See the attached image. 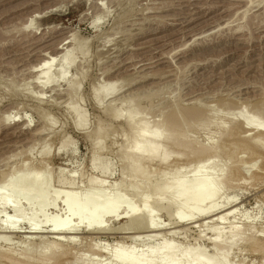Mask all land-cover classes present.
I'll return each mask as SVG.
<instances>
[{"label": "rangeland", "instance_id": "obj_1", "mask_svg": "<svg viewBox=\"0 0 264 264\" xmlns=\"http://www.w3.org/2000/svg\"><path fill=\"white\" fill-rule=\"evenodd\" d=\"M21 28L27 29L23 30ZM72 36L76 40V48L80 49L78 51L75 50V52H73L71 60L66 61V63L63 64V67L57 65L56 68H54L56 69V72L58 71L57 73L59 76V72L63 71L64 73V75L61 73V78H58V84H56L58 87L61 88H58L56 86L54 88L56 89V93H54V91H50V89H47L46 92L44 90V93L41 92L43 93V95L40 93L39 97L37 94V91L39 90L34 89V86L30 83L31 80H28L30 78L28 76L27 69H30L32 65L34 66L35 62L37 63V61L40 59V54L45 52H52L56 48V46L61 45L60 41H62L64 37H66L64 39H67L69 37L72 38ZM149 61L153 64H144L149 63ZM140 66L143 68L145 66V68H140ZM106 69L107 71L113 69V72H115V74L112 72V76L110 72V75L109 73L106 75ZM146 75L149 77H147ZM164 75L165 77H169L165 78ZM114 76L116 78H114ZM111 80L114 84H116V87L114 86L115 88L122 87L124 88L123 91L121 90L120 93H116L117 95L115 94V98L113 99H109V97L106 98V100L103 97H97L95 95L96 93L94 92V89L98 87L100 88L102 86L100 84H103L104 86L106 84H104L105 81L109 83L111 82ZM27 82L29 83V85ZM130 83L132 84L130 85ZM69 84L80 85L78 86V88L80 89L79 91L77 90L78 92L76 93V97L78 105L77 108L80 110L78 111V115L81 114V119H79L80 117H78V115H75V117L74 114H71V112L69 111L70 105H66V102L68 103L70 96L68 97V95H66L67 98L65 96L66 99L64 98L63 100L57 98L58 92L61 93L62 90H64V93H67ZM109 84L107 85L108 87ZM146 91H148L149 93ZM29 92H31L32 95ZM49 92L53 93L51 94ZM101 93L103 94V92ZM141 95H143L144 98ZM96 97L98 99L102 98V101L98 100ZM122 98H131L134 100H132V104L130 102L131 106L129 105L132 112H134V108L137 109L138 106L145 108V110L143 111L145 113L140 116L145 122L148 121L150 123V121L153 122L156 120L155 122H153L155 124V127L157 126V121H159V116H161V120L164 116L169 118L175 115L173 113L179 115V111L185 108L190 109L191 105H194V110H201V112L204 111L206 114L205 118L203 117L201 119L202 122L198 120L197 123H190L187 125V127L184 123V126L186 127L184 128V137H186V139L184 137L179 138V136L177 135L175 136V134H173L167 127H163L164 129L159 128L160 130L167 131L166 134L163 132L165 134L164 136L166 137L168 133L174 135V137H172V141L168 139L169 144L171 143L173 146H171V144L167 145L168 142H163V138L157 141L155 134L158 128L155 129V127H152L154 125L153 123H151L152 126L150 125L151 128L149 127V136H146L147 145L144 144V152L150 150L151 147L156 145L154 144V141H156V143L158 142L157 146H159L160 148L163 146L162 154V150L160 148V150L158 149L159 152H157V154L159 155V157L163 155V157H165L166 155L167 157H170L173 152H176L175 154H179L180 156H182L184 154H182L183 152L180 154L181 149L182 147H186L188 149L185 150L186 148H183V150L187 151L186 153L184 151V153L189 154L187 155V157L189 156V159L187 158L188 160L186 159L185 162L184 156L183 158L180 157V159H178V157H176L177 155L175 156L173 153V157L166 158L168 160L167 163L170 161H173L174 163L176 160L179 161V164L174 163V165L172 162H170V164H173H168L170 165V168L172 167L171 169L169 168L166 171L161 169L162 171H158V173H156L155 171L152 172L151 170L153 168H156L154 164H157L158 160H160L157 157L158 160H155V163L153 162V164H149V166L151 165L153 167L150 168L148 165H145L147 169H144L143 167L139 170V172L141 171L139 173L140 176H137V178L139 179H135V181L132 180L133 185L135 184L139 186L134 187L131 184L132 181H130V184H128L129 182L126 184L129 187L126 185L121 186L123 180L122 178H125L126 176H129V174H131V162L133 163L134 161L132 160L130 163H128L130 167L129 168L128 164H125V162L121 160L123 156H121L120 151H123L124 146L126 148L128 143L131 144L134 141L139 140V138L141 137L139 134L140 137L137 138L138 135L134 134L136 136L135 138L133 137L134 140L132 138H129L132 137L128 135L129 129L131 128L132 124H135L136 122L134 123L133 121H131V116L127 114L130 108L125 106L126 103H122ZM135 99L137 100L135 101ZM111 100L114 101L115 105ZM63 101H65L64 104L62 103ZM108 101L110 103L112 102L113 104L111 105V109L110 103ZM261 102L264 103V0H0V172H4L5 174H9L10 172H12L11 176H13V170L15 167L19 168V165L22 167L21 164L25 162V166L23 164L22 169L25 170L27 168L26 161H30V163H27V166L32 163V167L30 166L28 169H34L36 168V166L37 168H39L40 165L38 164L42 163L40 162V160L42 161L44 159L43 161H45L46 159L47 161L49 158H51L47 162L45 161L47 167L44 163L43 165H41V167L45 165L42 168L46 170L49 167L51 169H47L45 173L43 170V173L44 177L47 176L49 178L50 181L48 180V185L52 188V191L49 190L50 187H47L46 183L42 184L44 186L42 187L43 189H41L47 192L45 189L47 188L48 192L50 193V196H48L49 200L47 199L45 201L46 203L49 202L48 209L50 210L44 208L46 210L45 213H47V215L50 214V216L57 215L56 217L58 218V221L60 219H66L64 217L68 218L71 213L70 211L66 212V208H64V205L66 203H62L63 201L60 202L63 199L62 197H60L61 200L60 198L59 200H56L55 204L57 206L53 204V206H55L56 208L58 207L56 211L53 210L55 209L53 206H51L52 208H50V205H52L51 202L54 200L51 199L54 197L51 196L53 194L54 189H65L67 190V192L68 190L73 191L75 189H79L78 191L82 190V192L85 190H90L92 191V193L87 194L88 200H97L98 198L101 199L102 197L107 198L105 199L107 201L111 200L112 197H115L114 193L118 194L119 192L121 195L119 194L120 197L119 195L117 196L120 198V201L123 200L124 203V207L122 206L120 208L121 211L119 210L118 212V215L120 216V218L122 217V219L116 218L115 216L95 217V220L96 218L97 221H100L101 219L103 223H108L107 225H109V227L112 226L113 231L111 228L108 229L110 230L109 233L108 231H105L107 233H99L94 230L97 235H101H98L97 237V235L93 233V230V232L91 230V232L89 231L91 233L90 234L87 232L88 230L84 228L87 226H82L81 230H79L76 235L79 234L77 235L78 238H87L89 236L90 238H93L96 243L100 242L101 244L99 243V247L97 246L99 249H96L97 247L95 248L99 252L97 254V251L94 250V252H96L97 254L96 256V254L91 251L93 252L91 253L93 256L89 254L91 256L88 257L87 255H85V251L83 252V257L81 258L82 251H77L73 253L74 257H71L73 258L70 259V261L72 260L71 262H75V260L77 259H81L80 261H82L83 259L84 262V259L87 256V258L97 257L98 259L95 258L96 260H100V258L102 257L104 259L101 261L107 264V261L113 260V258L115 257L114 254L116 255L119 250L120 252L125 251L124 254L123 252L122 254L126 255V253H128L131 248H136L137 250L142 249L144 251H146V247L149 248L152 246H158L157 248H159V246H162L161 241L163 239H166L167 242L173 241V244H178V249H180L179 246L182 244L183 245L180 246L181 248L192 247L196 244L194 246V249L196 246L199 247V249L202 247L201 249H205V251H207V254H214L213 256H216V250L212 246L213 243L211 239L213 240L215 236H221L222 238L220 237V239L223 240H225L228 236V239L231 235V232H233L232 228L240 226L242 229L239 227V236L236 238V240L239 241L232 248V253L230 252L229 257L226 258L227 260L224 261L223 264H225L227 261L228 262L226 264H264V253H262L263 251L257 250L256 248L252 247V245L250 246L246 244L249 232L251 234V231L254 232L253 230L255 229V233L257 231L258 235L260 234L259 236L264 237V182L262 184H259L261 183V180L264 181V178L261 177L264 175V160L260 158L256 159L258 158L257 155L250 157L247 154L243 155L244 153H239V155H237V158L245 159L244 161L248 163L247 165L241 166L242 170L240 169L243 174L242 179L245 180V183L243 182V180L235 182L234 188L231 189H227L226 187L220 186L219 180H217L216 177L220 176V168L223 167L222 171L227 170L228 168H230V165L233 164L232 161H235V159L229 162L224 159V156L222 157V155H219L210 160V163H207L206 165V162L204 161H208V159L204 160V158L200 159L201 161H204L200 162L199 164L190 163L192 166L188 165L189 160H193L194 153L197 151L196 150L194 152L193 150L196 147H198L199 149L204 143V146L206 147H208L209 145L214 147L216 145L215 147L219 148L222 145H228L229 141L230 143L231 141H234L235 144V141H238V138H242L244 137V135L246 136V134L247 138L244 137L243 140L247 139L250 141L251 136L253 139V137L255 138L256 135H259L256 134L257 131L263 133L264 130L260 129H257L256 131L254 130V132L252 130H248L250 127L246 124L247 122L249 124H252L253 122H255V119H257L256 121H258L259 117L256 118L257 116H255V114L257 115V111L255 113L252 112L257 110V106ZM262 103V106L259 105V108L264 107V104ZM65 105L69 108H67ZM108 106L110 111H107L106 109V107ZM235 108H239L243 111H239V109ZM259 108L258 116H260L264 112L261 111V108V110H259ZM236 110H238L237 113H235ZM259 111H261V114L259 113ZM106 112L108 113L105 114ZM42 114L45 116L42 117ZM46 114L49 119L46 117ZM112 114H114L115 116ZM167 114L170 116L168 117ZM253 114L255 117L253 116ZM113 116L117 118L113 119ZM140 116H136L138 117V121L139 118H141ZM179 116H177L178 120H180ZM263 116L262 118L260 116L262 121L261 119H259V121L263 122L262 126L264 125ZM45 118L48 119V122ZM77 118L80 120L82 124L80 125L82 126V128L80 125L77 124L79 123V121L76 120ZM45 120L46 122H44ZM148 122L147 124H149ZM238 125H240L241 127ZM259 125L260 123L257 126ZM234 126L235 128H233ZM99 128H106L105 131H103L104 137L102 135L100 139L101 141L99 143H93L95 139L93 137H95V134ZM236 128L242 129H240L238 132V129L236 130ZM42 129L43 135H41V137L35 136V132H40V130ZM232 129L235 130V132L232 131ZM224 132H227L228 134L226 133V135H223ZM235 134H237V136H235ZM248 134L251 136H249ZM223 136H225V138ZM226 136L232 138H227ZM170 137L171 136L169 134L168 138ZM262 138H264V136ZM41 140L43 141L41 142ZM143 140L145 139L143 138ZM175 140L176 142H173ZM186 140L191 143V145L187 144L188 142ZM159 141H162L163 145L162 143L160 144ZM195 141H197L196 143H200L202 145L199 147L197 144L195 147ZM207 142H209L210 144H207ZM173 143H176L177 145H174ZM179 143L182 145H180ZM232 143L231 146H233ZM262 143L264 144V139L258 144L261 145ZM164 144L166 145V147H164ZM185 144L187 146H184ZM94 145L98 147L103 146L105 149L102 148L104 150H102V152L98 155L97 151L99 150H97L98 148ZM43 147H45V149ZM101 147H99V149ZM164 149L168 151L165 152V154L164 151L166 150ZM177 149L178 151H176ZM40 150H43L42 154ZM190 150L194 153H191ZM43 153L45 155L41 156L43 155ZM168 153L170 155H168ZM190 153L193 154L192 157H190ZM47 154H49V156ZM45 156L47 157L43 158ZM192 160H190V162ZM193 162L196 161L194 160ZM184 164L187 166H185ZM201 166L203 167V171L201 172L202 178L208 176L209 174L213 175V172L211 170H213L214 172L220 170V173H216L217 176H215L214 173L215 178L212 179L211 184L208 185L206 191H204L203 193L215 195L216 197L213 201L216 203V205H218L219 203H223L226 206L225 209L228 207L225 212L228 211L229 208L231 209L232 207H234L237 210L236 213L234 215L226 217V220L224 219L220 222H210L211 220H209L203 226V229H201V227L198 230L196 228H192L193 225L191 224L194 221L196 222L197 219H194V221L191 220V223L189 222L190 224L188 222H186L185 224L184 221H172L174 212L180 208L187 207V205H189L193 200L189 201V203V199H186L185 195L180 196L179 194L180 198L177 197L176 194L178 193V191L175 192L174 190H172L169 192V194H166L164 192L167 195V199H170V201L171 199H174L175 201H172L171 205L169 204V207L167 205V208L165 209L166 211L163 210L160 215L158 214L159 216L157 215V220H159L157 221V223L159 225L161 223H165V225L162 224V227L161 225L160 227H166H164L163 229L165 233L163 231L161 232V235H163V237L160 235L162 237V240L161 238H154L153 240H150V242L146 241L149 240L148 238H146V242H144V239H142L143 241L131 240V238L133 239V237H131L133 235V232H135V237H138L141 234L142 236L140 235L141 237L139 236V238H144L143 234L145 232L147 235L148 230H145L144 226L142 225L144 228V230L142 231L144 232L142 233L141 231L139 233L138 231L142 229V226H140L139 229L137 228L138 230L136 231L133 227L131 228L129 226L130 224H126L127 219H125L124 215L128 209L125 208V206L127 207L129 204L137 212L140 210H144L143 208L145 206L143 205L145 203L142 202V199L146 197L147 194H150V191L151 193L157 195H155L157 198V202H154V204H164L163 201H165L166 196L164 195L163 199L162 195L164 193L163 191L161 192L159 188L167 186V184L165 185L164 183H169L170 180H174L176 175L178 176L179 173H185L183 174L184 179L181 182V186H179L181 187V189L188 187V184L189 186L191 184L193 185V183H195V181L193 180V174L195 173V170ZM148 167L151 170L148 169ZM182 167L189 168L183 169ZM225 167L228 168L226 169ZM256 168H260L259 170L261 171L260 179H256L257 182L259 181V183L255 182V179L253 181L250 180L252 178H249L251 176H249V174L257 172ZM127 169L129 171H127ZM142 169L144 171H142ZM18 172H15V174L21 173V170L19 173ZM46 172H48V174ZM145 172L147 174L152 175L151 177L150 175H147V179L149 182H147L145 178ZM159 172L162 174H160ZM23 173L24 172H22V174ZM152 173H155V176ZM72 174H74L76 177H73L70 181V177L72 176ZM52 176H54V178ZM143 176L145 178L146 185L145 181L142 180L144 179ZM148 176L150 177V180ZM137 180L141 185L139 183H134ZM140 181H143L144 185ZM70 182H73L74 184ZM246 183L248 184L247 186ZM40 186L41 185H39V187ZM70 186H73V188ZM154 187L156 188V190ZM37 189L39 190V188ZM38 190H35L37 193L35 194L36 197L32 196V207L28 206L30 212L27 209H24L25 212L28 211L26 214L24 213V215L27 217H30V214L35 212L34 209L37 210V207L35 206L34 202L37 198ZM16 192H25V189H23V187H18L16 189ZM40 192L41 190H39V193ZM98 193H102V196L99 195V197ZM105 193L109 194V197L112 195V197L108 199V197L104 195ZM174 193H176V197L173 195ZM172 196H174L175 198H172ZM121 197L127 201V205L124 202V199H122ZM231 197L233 199L238 198L239 200L236 199L235 201V199L233 200ZM18 198L19 196L16 199ZM158 198L162 199L158 200ZM21 199L23 198L20 197V201H17H19L20 204L22 203L21 205L23 210V208L27 206L28 202L26 204L25 200L23 199L22 201ZM200 199L201 197L197 198L196 201H199ZM227 199L229 202L227 201ZM82 200L84 199H80L79 204L77 205L78 207L84 206V204H86V200ZM12 201H14L13 203H15V198ZM237 202H241L240 205ZM33 204L36 208H33ZM45 204L44 202H42V205H44V207ZM219 206L221 205L219 204ZM176 207H178V209ZM149 208L151 209L150 206H148V208L146 209H148L149 211ZM62 209L64 210V212L62 211ZM47 210L49 211V214ZM167 211H169L170 213L172 212L173 214H169ZM8 212L11 213V210H8ZM225 212H222L221 215ZM65 213H68L69 215H65ZM85 215L86 214H84V216L80 218V221L85 220ZM170 215H172L171 218L169 217ZM115 219H117V221ZM109 220L110 222H108ZM168 222L171 224H169ZM172 222L174 224H172ZM175 222L179 225L180 228L178 227V225L175 224ZM199 223L200 222H198V224ZM124 224L125 227H128L127 229L129 230H125L126 232H123L121 230V232L118 231V228L121 229V226H124ZM217 225L219 228L216 227ZM231 225H233V227ZM20 226L24 227V229L28 231L27 228H29V225L27 226L26 223H22ZM51 226V223H48L46 226L44 225V231L46 232L48 229L51 228ZM176 226L178 227V229H181V231L178 230ZM205 226L208 229H206ZM210 226L213 227V230L218 231H212L213 233H210L212 229ZM246 226L249 228H246ZM171 227H173L174 229L176 227L178 232L174 231V229ZM214 227L217 229H214ZM43 228L41 231H43ZM170 228L173 230H168ZM82 229H84L85 231H82ZM114 230L115 232L117 231L119 233L123 232L124 235H122L123 233L116 234ZM130 230L133 231L131 233L132 235L129 232ZM219 230L221 232H219ZM166 231H173L176 233V235L175 233H168V235ZM196 231H200V233L203 232L204 236L203 234H198V232ZM259 231H263V235H261ZM79 232H82V234L84 235ZM218 232L219 234H221L219 235ZM126 233H128L127 236L129 235L131 238L127 237ZM138 233L139 235H137ZM216 233L218 235H216ZM85 234L87 237H85ZM173 235L174 237H172ZM182 235L186 237L183 238ZM199 235H201V239L199 238ZM44 236L49 237L47 236V234H44L41 237ZM23 237V235H20L18 239H15V237H13V242H9L11 245L13 244L12 246H9V244H6L5 246L4 244L3 247H1L2 245L0 244V250H6V247H9L16 253L20 251L19 253L22 252V254H24V251H27V249L30 250L31 247L29 248L22 243V241H24ZM195 238L200 241H194ZM131 241H133L134 244L135 242L137 243L139 241H142V243L144 242V245L142 243H137L136 246L138 247L139 244V246H141L140 249L135 247V245ZM19 242L21 245L23 244L25 248L24 246H21ZM114 242L115 244L117 243L116 249L119 248L118 250L113 249L116 246L113 245ZM119 242H122V245L124 244L123 246L125 250L124 248L122 249V245L118 244ZM163 242L164 240L162 241V243ZM129 244H131L132 246H130ZM141 244L143 245V247ZM147 244L151 246H146ZM126 245L130 250L126 247ZM104 246L108 247V249H103ZM144 246L146 247L144 248ZM252 250H254V252H252ZM76 253H79L81 255H76ZM86 254L88 253L86 252ZM107 254L108 257H104ZM98 255L101 256L98 257ZM218 256L220 255L218 254L216 256L219 261L223 260L221 256L220 258ZM109 257L111 258L109 259ZM93 258L91 259L93 263L89 259H87L89 261V264L95 263V259ZM86 259L85 261H87ZM85 264L88 263L86 262Z\"/></svg>", "mask_w": 264, "mask_h": 264}, {"label": "bare ground", "instance_id": "obj_2", "mask_svg": "<svg viewBox=\"0 0 264 264\" xmlns=\"http://www.w3.org/2000/svg\"><path fill=\"white\" fill-rule=\"evenodd\" d=\"M28 25V24H27ZM23 27H24V25H23ZM25 27H26V25H25ZM28 28V27H27ZM26 28V29H27ZM21 29H23V30H26V29H24V28H21ZM66 31V30H65ZM72 34V33H71ZM70 34V35H71ZM61 38V37H60ZM64 38H66V37H64ZM63 38V39H64ZM73 39V40H70V39ZM69 38H67V39H62V41H60L61 42V45L60 46H56V48L52 51V52H50V53H47V52H45V53H42V54H40L39 56H40V59L37 61V63L35 62V65L33 66H31L30 67V69H27L28 70V76H29V78L30 79H28V80H31L30 81V83L34 86V89H36V90H39V91H37V94H38V96L40 97V93L41 92H43L44 90H45V92H46V90L47 89H50V91H54V93H56L55 91H56V89H54L57 85L56 84H58V80L61 78L60 76H61V73L64 75V73H63V71L62 72H59L60 73V76L58 75V71L56 72L55 70L56 69H54V68H56V66L57 65H59L60 67H63V64L64 63H66V61H70L71 60V57H72V55H73V52H75V50H79V49H77L76 48V44H75V42H76V40H75V38L72 36V38L71 37H69ZM59 43V42H58ZM57 43V44H58ZM79 47V46H78ZM86 52V51H85ZM87 53V52H86ZM87 56V55H86ZM130 59V58H129ZM122 63V62H121ZM120 63V64H121ZM145 65H148V64H153V63H151L150 61H149V63H144ZM119 66V65H118ZM132 66V65H131ZM137 66V65H136ZM143 66V65H142ZM126 67V66H125ZM133 67V66H132ZM115 68V67H114ZM140 68H143V67H141L140 66ZM144 68H145V66H144ZM143 68V69H144ZM54 69V70H53ZM109 69V68H108ZM126 69V68H125ZM24 70V69H23ZM61 70V69H60ZM127 70V69H126ZM56 73H55V72ZM114 70L113 69H110V70H108L107 71V69H106V75L109 73V75H110V72H111V75L114 73L115 74V72H113ZM125 71V70H124ZM113 72V73H112ZM118 72V71H117ZM120 72V71H119ZM103 74H105V73H103ZM120 74V73H119ZM168 74V73H167ZM166 74V75H167ZM108 75V76H109ZM145 75V74H144ZM113 76V75H112ZM147 76V75H146ZM60 77V78H59ZM111 77V76H110ZM109 77V78H110ZM147 77H149V76H147ZM151 77V76H150ZM164 77H165V75H164ZM166 77H169V76H166ZM165 77V78H166ZM59 78V79H58ZM114 78H116L115 76H114ZM142 78H143V76H142ZM146 78V77H145ZM162 78H163V76H162ZM115 80V79H114ZM137 80V79H136ZM143 80V79H142ZM111 82H112V80H111ZM111 82H109V83H107L106 81L104 82V84L106 85H104L103 86V84H100V85H102L100 88L98 87V88H95L94 89V92L96 93H94L97 97L98 96H100V97H103V98H109V99H113V98H115V94L117 93L118 94V92L120 93V91L122 90L123 91V89L124 88H115L116 86V84H114L113 82V84L111 83ZM136 82V81H135ZM25 83V82H24ZM28 83V82H27ZM116 83V82H115ZM128 83V82H127ZM133 83V82H132ZM132 83H130V85L132 84ZM137 83V82H136ZM109 84V87L107 86ZM124 84V83H123ZM27 85V84H26ZM25 85V86H26ZM28 85H29V83H28ZM67 85V84H66ZM122 85V84H121ZM31 86V85H30ZM69 87H68V89H67V93L65 92L64 93V90H62V92L61 93H57L58 94V96H57V98L58 99H64L65 98V96L66 95H68V97H69V101H70V103H69V101H68V103L66 102V105L68 106V104L70 105L69 107H67L66 105V107L67 108H69V111L71 112V114H74V116L76 115H78V111H80L78 108H77V97H76V93L79 91V89L80 88H78V86H80L79 84L78 85H76V84H72V85H68ZM115 86V87H114ZM124 86V85H123ZM166 86V85H165ZM58 87V86H57ZM67 87V86H66ZM108 87V88H107ZM244 87V86H243ZM31 88V87H30ZM58 88H61V87H58ZM245 88V87H244ZM247 88V87H246ZM59 90H61V89H59ZM78 90V91H77ZM155 90V89H154ZM150 91V90H149ZM157 91V90H156ZM162 91V90H161ZM48 92V91H47ZM101 92H103V94L101 93ZM146 92H148V91H146ZM31 95H32V93L31 92H29ZM44 93V92H43ZM43 93H41L42 95H43ZM49 93H51V92H49ZM53 93V92H52ZM51 93V94H52ZM149 93V92H148ZM154 93V92H153ZM152 93V94H153ZM116 94V95H117ZM143 94V93H142ZM168 94V93H167ZM171 95V94H170ZM169 95V96H170ZM36 96V95H35ZM59 96H60V98H59ZM141 96H143V95H141ZM151 96V95H150ZM42 97V96H41ZM96 97V98H97ZM132 97V96H131ZM157 97V96H156ZM56 98V97H55ZM66 98H67V96H66ZM65 98V99H66ZM139 98V97H138ZM143 98H144V96H143ZM54 99V98H53ZM98 99V98H97ZM102 98H99L98 100H101ZM140 99V98H139ZM139 99H138V101H139ZM68 100V99H67ZM107 100V99H106ZM122 100H123V102H122ZM122 100H121V102L122 103H126V107H129V105L131 106V104L133 103L132 102V100L133 99H131V98H122ZM137 99H135V101H136ZM66 101V100H65ZM65 101H63L62 103L64 104L65 103ZM102 101V100H101ZM112 101V100H111ZM115 101H116V99H115ZM120 101V100H119ZM134 101V100H133ZM137 101V102H138ZM57 102V101H56ZM109 102V101H108ZM107 102V103H108ZM113 102V104H114V101H112ZM112 102L110 103V109H111V105H113L112 104ZM120 102V103H121ZM130 102H131V104H130ZM263 102V101H262ZM261 102V103H262ZM55 103V102H54ZM59 103H60V101H59ZM103 103V102H102ZM129 103V104H128ZM193 103V102H192ZM198 103V102H197ZM261 103L259 104V105H261ZM57 104V103H56ZM100 104H101V102H100ZM100 104H99V106H100ZM136 104V103H135ZM262 104H264V103H262ZM97 105H98V101H97ZM115 105V104H114ZM248 105V104H247ZM247 105H244V106H247ZM259 105L257 106L258 108H259ZM121 106H122V104H121ZM124 106V107H125ZM138 106V105H137ZM136 106V107H137ZM179 106V105H178ZM194 106V105H193ZM193 106L191 105L190 107L192 108H185V109H182L181 111H179V115H181V116H179L178 114H176V113H173V114H175V115H173V116H171V117H169L170 115H168V117L169 118H167L166 116H164L161 120H160V118H161V116H159L160 118H159V121H157V126L155 127V124L153 123V122H155V121H150V123L149 124H147V122H145L144 120H143V118L141 117L142 115H143V113H145V112H143L144 110H145V108H143V107H139L138 106V108L137 109H135L134 108V112H132L131 111V108H130V110L128 111V115H130L131 116V121H133L135 124H132V126H131V128L129 129V133H128V135L129 136H132V137H129V138H132L133 139V137L135 138L136 136L134 135V134H137L138 135V137L137 138H139L140 136V138H139V140H136V141H134L133 143H131V144H127V146H126V148H125V146H124V149H123V151H120V153H121V156H123V158H121V160H123L124 162H125V164H128V163H130L132 160L134 161L133 163L131 162V168L129 167V164H128V167L131 169V174H129V176H126L125 178H122L123 180H122V184H121V186L122 185H126L128 182V184H130L131 182L130 181H135V179H139V178H137V176H140V172H139V170L141 169V168H143L144 167V169L146 168L147 169V165L149 166V164H153V162L156 160H158L157 159V157L160 159V160H158V163L157 164H154L155 165V167L157 168H153L152 170L150 169L151 167H153V166H149L148 167V169H150L152 172L153 171H155L156 173H158V171H162V170H167V169H169L170 167V165H173L174 163L176 164V163H178L179 161H176L175 160V162L173 163V161H170V162H172L171 164H170V162H168L167 163V159L166 158H168L167 157V155L165 156V157H163V156H160L159 157V155L157 154V152H159L158 151V149L160 148L159 146H157L158 145V142L156 143V141H154V144H156V145H154L153 147H151L150 148V150H148V151H146V152H144L145 151V146H144V144L145 145H147V142H146V136L148 137L149 136V127L151 128V123H153L154 125L152 126V127H155V129H157L158 128V130H157V132H156V134H155V137H156V139H157V141L158 140H161L162 138V140H163V142H168L167 143V145L169 144V140L170 141H172V137H174V135L173 134H175V136L177 135V136H179V138L181 137H184V134H185V129L184 128H186L187 127V125L188 124H190V123H194V122H196L197 123V121L198 120H200L201 121V119L204 117L205 118V112L203 111V112H201V110L200 111H198V110H194V108H193ZM262 106V105H261ZM185 107V106H184ZM233 107H235V106H233ZM243 107V106H242ZM257 107H254V108H257ZM114 108V107H113ZM240 108V107H239ZM239 108H235V109H239ZM258 108H257V110H255V111H253L252 113H255L256 111V113H257V115L255 114V116H257L256 118H258L259 117V119H261L262 118V116L264 115L263 113L261 114V111H264V107H260L259 108V110H261V111H259V113L261 114L260 116H261V118H260V116H258ZM106 109H107V111H110L109 110V106L108 107H106ZM116 109V108H115ZM168 109V108H167ZM166 109V110H167ZM198 109V108H197ZM243 109V108H242ZM103 110H104V108H103ZM102 110V111H103ZM117 110V109H116ZM148 110V109H147ZM174 110V109H173ZM172 110V111H173ZM234 111V110H233ZM237 111L238 110H236L235 111V113H237ZM239 111H243V110H240L239 109ZM105 112V111H104ZM156 112H157V110H156ZM226 112H228V111H226ZM7 113V112H6ZM80 113V112H79ZM108 112H106L105 114H107ZM113 113V112H112ZM153 113V112H152ZM178 113V112H177ZM204 113V114H203ZM209 113V112H208ZM250 113V112H249ZM109 114H110V112H109ZM115 114V113H114ZM114 114H112V115H114ZM148 114V113H147ZM215 114V113H214ZM6 115V114H5ZM81 115V114H80ZM80 115H78V117H80L79 119H81V116ZM117 115V114H116ZM124 115V114H123ZM141 115V116H140ZM163 115H164V113H163ZM228 115V114H227ZM43 116H45V115H43L42 114V117ZM75 116V117H76ZM111 116V115H110ZM115 116V115H114ZM113 116V119L115 118ZM118 116V115H117ZM136 116H140L141 118H139V121L137 120V118L138 117H136ZM155 116V115H154ZM177 116H179V119L180 120H178L177 119ZM253 116H254V114H253ZM253 116H251V117H253ZM254 116V117H255ZM5 117V116H4ZM7 117V116H6ZM46 117H47V114H46ZM112 117V116H111ZM144 117V116H143ZM166 117V118H165ZM181 117V118H180ZM229 117V116H228ZM48 119H49V117H47ZM117 118V117H116ZM115 118V119H116ZM135 118H136V120H135ZM146 118V117H145ZM144 118V119H145ZM156 118V117H155ZM248 118V117H247ZM246 118V119H247ZM250 118V117H249ZM6 119V118H5ZM46 119V118H45ZM48 119H46L47 120V122H48ZM78 118L76 119V120H78L79 121V123H77L78 125H80L81 124V122H80V120H79ZM181 119H182V121H181ZM207 119V118H206ZM259 119H258V121H256L257 119H255V122H253L252 124H249L248 122L246 123L250 128L248 129V130H252L253 132H254V130L256 131L257 129H260V130H264V125L262 126V124H263V122H261L262 121V119H261V121H259ZM263 119H264V116H263ZM7 120H8V118H7ZM44 120V119H43ZM46 120L44 121V122H46ZM50 120H51V118H50ZM49 120V121H50ZM119 120V119H118ZM135 120V121H134ZM152 120V119H151ZM157 120H158V118H157ZM195 120V121H194ZM204 120V119H203ZM250 120V119H249ZM12 121V120H11ZM199 121V122H200ZM7 122V121H6ZM20 122V121H19ZM199 122H198V124H199ZM202 122V121H201ZM250 122V121H249ZM16 123V122H15ZM186 125H185V124ZM245 123V122H244ZM260 123V125L259 126H257L258 124ZM201 124V123H200ZM82 125V124H81ZM80 125V126H81ZM149 125V126H148ZM151 125V126H150ZM186 127H185V126ZM234 125V124H233ZM23 126V125H22ZM184 126V127H183ZM238 126H240V125H238ZM252 126V127H251ZM165 128V127H167L173 134V136L171 135V133H168L167 134V137L166 136H164L165 134H166V130H160L159 128ZM191 127V126H190ZM241 127V126H240ZM23 128V127H22ZM43 128V127H42ZM81 128H82V126H81ZM163 128V129H164ZM233 128H235V126L233 127ZM239 128V127H238ZM238 128H236V130L238 129ZM243 128V127H242ZM242 128H240V129H242ZM246 128V127H245ZM248 128V127H247ZM37 129V128H36ZM106 129V128H105ZM105 129H103V128H99L98 129V131L96 132V134H95V137H93V138H95L94 139V142L93 143H99L101 140V137H102V135L104 134V132L103 131H105ZM154 129V128H153ZM240 129H238V132H239V130ZM50 130V129H49ZM226 130V129H225ZM229 130V129H228ZM231 130V129H230ZM43 129L42 130H40V132L39 131H36L35 132V136H40L41 137V135H43ZM183 131H184V133H183ZM232 131H234L235 132V130H233L232 129ZM242 131V130H241ZM240 131V132H241ZM134 132V133H133ZM151 132H152V130H151ZM154 132V131H153ZM165 134H164V133ZM229 132V131H228ZM246 132V131H245ZM251 132V131H250ZM252 132V133H253ZM132 133H133V135H132ZM225 133V132H224ZM223 133V135H226V133L224 134ZM230 133H231V131H230ZM248 133V132H247ZM126 134H127V132H126ZM131 134V135H130ZM139 134H140V136H139ZM170 134V138H168V135ZM228 134V133H227ZM238 134V133H237ZM237 134H235V136H237ZM244 134V133H243ZM250 134V133H249ZM248 134V135H249ZM256 134H259V135H261L262 137L264 136V131H263V133H261V132H258L257 131V133ZM157 135V136H156ZM181 135V136H180ZM233 135V134H232ZM231 135V136H232ZM259 135H256L255 136V138L253 137V139H252V136L251 135H249V136H251L250 138V141L249 140H247V139H245V140H243L244 139V137H246L247 136V134H246V136L244 135V137H242V138H238L237 140L238 141H235V144H234V141H231V143H232V145L233 146H231V143H230V141L228 142V145H222L221 147H219V148H217V147H213V146H208V147H206V146H204V144L202 145V144H198V143H196L197 141H195V143H194V146L196 147V145L198 144V146L200 147L201 145V147L200 148H202V149H198V147H196L193 151L195 152L196 150V154L193 152V151H191V153H194V158H193V160L192 159H190V160H192L191 162H190V160H189V166L192 164V163H195V164H199L200 162H202V161H204V160H206V159H208V161H204V162H206L205 163V165L207 164V163H210V160H212L213 158H215V157H217V156H219V155H222V157L224 156L225 158V160H227V161H229V162H231L233 159H235V161H232L233 162V164L232 165H230V168H226L227 170H223L222 171V168H220L221 169V173L219 172L220 170H218V171H216V172H214L213 170H211L212 172H213V175L211 174H209L208 176H206V177H203L202 178V174H201V172L203 171V167L201 166V167H198L196 170H195V173L193 174V180L195 181V183H193V182H191V183H193V185L191 184L190 186H189V184L187 185L188 187H186V185H185V187L186 188H184V189H181V187H179V186H181V182H182V180L184 179V176H183V174H185V173H179L178 174V176L176 175V177L174 178V180H170V182L169 183H164L165 185L167 184V186H165V187H160L159 188V190H161V192L163 191V193L165 192L166 194H169V192L170 191H172V190H174L175 192L176 191H178V193L176 194V193H174L173 195L175 196V194L177 195V197H179V194H180V196H184L185 195V197H186V199L188 198L189 200H188V202L189 201H191V200H193L189 205H187V207H185V208H180V209H178V207H176L178 210H176L175 212H174V214H173V219H172V221H184L185 222V224H186V222H190L191 223V220H193L194 221V219H197V221L195 222H193V223H191L192 225H193V227L192 228H196V229H198L199 230V228H201V229H203V226L209 221V220H211L210 222H212V221H218V222H220V221H223L226 217H229V216H231V215H234L235 213H236V208H234V207H232L231 209L229 208V210L228 211H226L225 212V210H227V208L225 209V205L223 204V206H222V204L221 203H219L221 206H219V204L218 205H216V203L213 201L214 200V198L216 197L215 195H210V194H208V193H206V194H204L203 192L204 191H206V189H207V187H208V185H210L211 184V181H212V179H214L215 178V176H217V172H219L220 174V176H218V177H216V179L217 180H219V185L220 186H222V187H226L227 189H231V188H234V184H235V182H238V181H242L243 179H242V172H241V166H243V165H247L248 163H246L244 160L245 159H238L237 158V155H239V153L241 154H243V155H245V154H247V155H249L250 157H252V156H256L257 155V157L258 158H256V159H262V160H264V144L262 143L261 145H259L258 143L261 141H263V139L264 138H262L261 136H259ZM186 136V135H185ZM228 136V135H227ZM226 136V137H227ZM229 136H230V134H229ZM242 136V135H241ZM240 136V137H241ZM248 136V137H249ZM103 137H104V135H103ZM222 137V136H221ZM224 138H225V136H223ZM233 137V136H232ZM232 137H227V138H232ZM262 138V140H261V138ZM128 138V139H129ZM143 138L145 139V140H143ZM185 139H186V137H184ZM183 138V139H184ZM247 138V137H246ZM40 139V138H39ZM155 139V140H156ZM169 139V140H168ZM176 139V138H175ZM178 139V138H177ZM44 140V139H43ZM43 140H41V142L43 141ZM131 140V139H130ZM134 140V139H133ZM174 140V139H173ZM225 140H227V139H225ZM45 141V140H44ZM182 141V140H181ZM187 141V140H186ZM185 141V142H186ZM212 141V140H211ZM254 141H256V142H254ZM132 142V141H131ZM146 142V143H145ZM160 142V141H159ZM173 142H176V140L175 141H173ZM179 142V141H178ZM177 142V143H178ZM184 142V141H183ZM182 142V143H183ZM188 142V141H187ZM210 142V141H209ZM209 142H207V144L209 143ZM227 142V141H226ZM238 142V143H237ZM162 143V141L160 142V144ZM222 143V142H221ZM166 144V143H165ZM164 144V147H166V145ZM171 144V143H170ZM169 144V145H170ZM174 145L176 144V143H173ZM180 144V143H179ZM187 144H190L191 145V143H187ZM206 144V145H207ZM210 144V143H209ZM211 144H212V142H211ZM226 144V143H225ZM41 145V144H40ZM48 145V144H47ZM46 145V146H47ZM100 145V144H99ZM162 145H163V143H162ZM177 145V144H176ZM180 145H182V144H180ZM179 145V146H180ZM213 145H214V143H213ZM218 145V144H217ZM34 146V145H33ZM39 146V145H38ZM94 146H96V145H94ZM171 146H173L172 144H171ZM184 146H187L186 144L184 145ZM193 146V147H194ZM230 146H231V148H230ZM40 147V146H39ZM98 149L97 150H99V151H97V153H98V155L102 152V150H104L105 148L102 146H99V147H101L100 149H99V147L98 146H96ZM158 147V148H157ZM167 147H169V146H167ZM182 147V146H181ZM33 148V147H32ZM44 149H45V147H43ZM102 148H104V149H102ZM162 148H163V146L160 148L161 150H162ZM174 148H176V147H174ZM180 148V147H179ZM178 148V149H179ZM183 148L185 149L186 147H182V149H181V152H180V150H179V152H180V154L182 153V154H184V155H182V156H180L179 154H175L174 152V155L176 156V157H178V159H180V157H182L183 158V156H184V161L186 162V159L188 158L189 159V156L187 157V155H189V154H185L187 151H185V150H187L188 148H186L185 150H183ZM217 148V149H216ZM30 149H31V147H30ZM41 149H42V147H41ZM144 149V150H143ZM149 149V148H148ZM159 149V150H160ZM167 149V148H166ZM166 149H164V150H166ZM178 149L176 150V151H178ZM47 150V149H46ZM169 150V149H168ZM170 150H171V148H170ZM183 150V151H182ZM199 150V151H198ZM31 151V150H30ZM32 151H33V149H32ZM184 151H185V153H184ZM40 152H41V154H42V152H43V150L41 151L40 150ZM162 152H163V150L161 151V154H162ZM165 152H168L167 150L166 151H164V154H165ZM179 152H177V153H179ZM39 153V152H38ZM172 153V154H173ZM190 153V157H192L193 156V154H191ZM45 154H46V151H45ZM44 153H43V155H41V156H44L45 155ZM103 154V153H102ZM167 154V153H166ZM172 154H171V156L170 157H173L172 156ZM48 156H49V154H47ZM168 155H170L169 153H168ZM186 155V156H185ZM195 155H196V157H195ZM17 156V155H16ZM16 156H14V157H16ZM248 156V157H249ZM19 157V156H18ZM47 156H45V157H43V158H46ZM169 157V158H170ZM175 157V158H176ZM249 157V158H250ZM203 159L204 158V160H200V159ZM41 159V158H40ZM51 158H49L48 160H50ZM177 159V158H176ZM187 159V160H188ZM254 159V158H253ZM10 160V159H9ZM44 160V159H43ZM41 161L40 160V162H42V163H40V164H38V165H40L39 166V168H37V166H36V168H32V169H28L30 166L32 167V163L31 164H29L28 166H27V163H30V161H26L27 163H26V169H28V170H24V169H22L23 168V164H24V166H25V162L24 163H20L21 165H22V167L19 165L18 167L19 168H17V167H13L14 168V170H13V172H14V174H13V176H11L12 175V172H10L9 174H5L4 172V174L2 173V172H0V193H1V195H0V244L2 245H0L1 247H3V245L5 244V246H6V244H9V246L11 245L9 242H13V240H12V238L13 237H15V239H18V237H20V235L22 236H24L23 238H24V241H22V243L23 244H25L27 247H31L30 248V250L29 249H27V251H24V254H22V252L21 253H19V252H15L14 250H11V248H7L6 247V250L5 249H1L0 250V264H74V263H76V264H85L86 262L89 264V261L87 260V259H89L91 262H92V258L93 257H91V258H87V256L88 257H90L92 254L91 253H93L94 252V250H96V249H99L98 247H99V243L97 242L96 243V241L95 240H93V238H90L89 236V238L86 236V234H85V237H87V238H78V236L77 235H79V234H77L76 235V233L79 231V230H81V228H82V226H84V225H86L87 227H84L86 230H88L87 232L88 233H90L92 230L94 231H97V232H101V233H103V232H105V231H108V233H109V231L110 230H108V229H112V231H113V228H112V226L111 227H109V225H107V224H105V223H103V221L100 219V221H97V218H96V220H95V217L97 216V217H105V216H115L116 218H120V216L118 215V212H119V210H120V208L123 206L124 207V203H123V200H121L120 201V193L118 192V194L116 193H114V196L115 197H112V195L109 197V194H107V193H105L104 195L106 196V197H108V199H110L111 197H112V199L111 200H105V199H107V198H102L101 197V199H104V200H101L100 198H98L97 200H88V195L87 194H89V193H92V191H90V190H85V191H83L82 192V190L81 191H78L79 189H75V190H73V191H69L68 190V192H67V190H65L64 188H62V189H64V190H60V188H58L57 190L56 189H54V191H53V194L51 195V196H54L53 198H51V199H54L51 203H52V205H50V208H52L51 206H53V204L55 205V206H57L55 203H56V200L58 199L59 200V198L60 197H62L63 199L61 200V198H60V202H62V203H66L63 207L64 208H66V212H68V211H70V216H68V218L67 217H64V218H66V219H64V220H57L58 218L56 217L57 215H55V216H53V215H51L50 216V214H49V211L48 210H50V209H48V203H46L45 201L48 199L49 200V197L48 196H50L49 194V192H48V190H47V188H45L46 189V191L47 192H45L44 190H42L43 188V186L44 185H42V184H45L46 183V185H47V187H50L49 185H48V180H49V178L46 176V177H44V173H45V171L47 170V169H50L49 167L45 170L44 168H42V167H44L45 165H46V167H47V164L45 163V161H46V159H45V161ZM47 160V161H48ZM120 160V161H121ZM141 160V161H140ZM170 160V159H169ZM183 160V159H182ZM196 161V162H193V161ZM13 161V160H12ZM46 161V162H47ZM155 161V162H156ZM183 161V162H184ZM154 162V163H155ZM166 162V163H165ZM181 162V161H180ZM43 163L45 164L44 166H42L41 167V165H43ZM122 163V162H121ZM182 163V162H181ZM191 163V164H190ZM19 164V163H18ZM168 164H170V165H168ZM174 164V165H175ZM179 164V163H178ZM177 164V165H178ZM186 164V163H185ZM184 164V165H185ZM17 165V164H16ZM34 165V164H33ZM36 165V164H35ZM49 165V164H48ZM96 165V164H95ZM146 165V166H145ZM125 166H127V165H125ZM167 166V167H166ZM179 166H181V165H179ZM185 166H187V165H185ZM192 166V165H191ZM224 166H226V165H224ZM228 166V165H227ZM35 167V166H34ZM45 167V168H46ZM127 167V168H128ZM174 167H176V166H174ZM257 167V166H256ZM12 168V169H13ZM172 168V167H171ZM170 168V169H171ZM178 168V167H177ZM183 168V167H182ZM184 168H186V167H184ZM183 168V169H184ZM187 168H189V167H187ZM186 168V169H187ZM262 168V167H261ZM18 169H20L21 170V173H19L20 172V170H18ZM156 169V170H155ZM162 169V170H161ZM241 169V170H240ZM260 169V168H259ZM258 168H256V170H257V172L256 173H252V174H254V175H252V174H249V178H252V179H250V180H253L254 181V179L256 180V179H260V176H261V171L259 170ZM16 170V171H15ZM19 172H18V171ZM22 170H24V171H22ZM43 170H44V173H43ZM51 170V169H50ZM62 170V169H61ZM172 170H174V169H172ZM177 170V169H176ZM181 170V169H180ZM26 171V172H25ZM29 171V172H28ZM127 171H129L128 169H127ZM142 171H144L143 169H142ZM179 171V170H178ZM263 171V170H262ZM8 172V171H7ZM15 172L17 173H19V174H15ZM22 172H24L23 174H22ZM50 172V171H49ZM148 172V171H147ZM194 172V171H193ZM211 172V173H212ZM47 174H48V172H46ZM52 173V172H51ZM126 173V172H125ZM143 173V172H142ZM146 173V172H145ZM149 173V172H148ZM151 173V172H150ZM160 173V172H159ZM214 173H215V176H214ZM263 173V172H262ZM43 174V175H42ZM75 174V173H74ZM74 174H72V176L70 177L71 179H70V181L72 180V178L73 177H76ZM139 174V175H138ZM153 175L155 174V173H152ZM160 174H162V173H160ZM74 175V176H73ZM124 175V174H123ZM145 175V174H144ZM147 175H150V174H147L146 173V180H147V182H149L148 181V179H147ZM142 176V175H141ZM152 175H150V177H151ZM155 176V175H154ZM201 176V177H200ZM246 176V175H245ZM53 178H54V176H52ZM51 177V178H52ZM150 177L148 176V178H149V180H150ZM262 178H264V175L263 176H261ZM143 178H144V176H143ZM145 178L144 179H142V180H144L145 181ZM162 178V177H161ZM140 180H141V178H140ZM250 180H248V181H250ZM264 180V179H263ZM50 181V180H49ZM121 181V180H120ZM133 181H132V185H133ZM214 181V180H213ZM245 180H243V182H244ZM140 182H142L143 183V185H144V182L143 181H140ZM216 182V181H215ZM218 182V181H217ZM255 182H257V180L255 181ZM261 183H259V181L257 182V183H259V184H262L264 181H260ZM67 183H69V182H67ZM70 183H73V182H70ZM134 183H139L138 182V180L136 181V182H134ZM212 183H214V182H212ZM245 183V182H244ZM74 184V183H73ZM140 184V183H139ZM39 185H41L40 187H39ZM65 185V184H64ZM141 185V184H140ZM145 185H146V181H145ZM248 184L246 183V186H247ZM66 186V185H65ZM74 186V185H73ZM73 186H70V187H72L73 188ZM126 186H128V185H126ZM134 187H137V186H139V185H133ZM162 186H164V185H162ZM182 186H183V184H182ZM249 186H250V184H249ZM18 187H23V189H25V192H16V189ZM62 187V186H61ZM129 187V186H128ZM127 187V188H128ZM141 187V186H140ZM143 187H145V186H143ZM157 187H159V186H157ZM9 188H11V189H9ZM37 188H39V190H41V192L39 193V190L37 189ZM42 188V189H41ZM56 188V187H55ZM77 188V187H76ZM122 188V187H121ZM126 188V189H127ZM131 188V187H130ZM133 188V187H132ZM150 188V187H149ZM155 188V187H154ZM8 189V190H7ZM67 189V188H66ZM70 189V188H69ZM115 189V188H114ZM135 189V188H134ZM214 189V188H213ZM35 190H38V195H37V200L35 199V202H34V204H35V206L37 207V210H35L34 209V213H32V214H30V217H27V216H25L24 215V213L26 214L28 211H29V207H32L31 205H32V199H33V197L35 196L36 197V195L35 194H37L36 193V191ZM49 190H51L52 191V188L50 187L49 188ZM72 190V189H71ZM77 190V191H76ZM116 190H118V189H116ZM155 190H156V188H155ZM64 191V192H63ZM66 191V192H65ZM134 191V190H133ZM121 192V191H120ZM148 192V191H147ZM153 192V191H152ZM240 192V191H239ZM52 193V192H51ZM135 193V192H134ZM158 193V192H157ZM163 193H161V194H163ZM163 194L162 195V197L165 195L166 196V198H165V201H163L164 202V204H154V202H157V198H156V194H154V193H151V191H150V194H147V196L146 195H144V196H146V197H144L143 199H142V202L143 203H145L143 206H145L143 209L145 210H140V211H135L128 203H127V201L124 199V198H122V199H124V202L126 203V205L128 204V206L126 207L125 206V208H127L128 210H127V212L125 213V215H124V217H125V219H127L126 221V224H130L129 226L132 228H134L136 231L140 228V226H144V228H145V230H148V234L149 235H151V236H149L148 234L146 235V233L144 232V231H142V230H144V228H143V226H142V229H140V231H138L139 233L142 231V233L144 232V234H143V236H144V238H139V236L141 235H139V233L137 234V235H139L138 237H135L136 235H134V233L135 232H133V231H129L130 232V234L133 232V235L131 236V237H133V239L128 235L127 236V234L128 233H126V236L127 237H130L131 238V240H133V241H137V240H142V239H144V242H146V241H149L150 242V240H153L154 238H161V240H162V237H163V235H161V232L163 231V229H164V227L165 226H163V228H161L162 227V224H164L165 225V223H161L160 225H161V227H160V225L157 223V221H159V220H157L158 219V216L160 215V213L164 210V211H166L165 209L167 208V205H168V207L171 205V203H172V201L174 202L175 200L174 199H171V201H170V199H167V195L166 194ZM173 193V192H172ZM102 193H98V196L99 195H101ZM108 196H107V195ZM120 194V195H119ZM144 194V193H143ZM161 194H160V196H161ZM203 194V195H202ZM64 195V196H63ZM117 195H119V197L117 196ZM156 195V196H155ZM19 196V198L18 199H16L17 197ZM33 196V197H32ZM102 196V195H101ZM174 196H172V198H175ZM238 196V195H237ZM20 197L21 198H23L24 200H25V203L27 204V202H28V204H27V208L26 207H24V204H23V210H22V203L20 204ZM100 197V196H99ZM104 197V196H103ZM199 197H201V199L199 200V201H196V199L197 198H199ZM239 197V196H238ZM14 198H15V203H13L14 201H12V200H14ZM169 198V197H168ZM180 198V197H179ZM232 198V197H231ZM23 199H21L22 201H23ZM80 199H84V200H82V201H85L86 200V204H84V206H81V207H78L77 205L79 204V201H80ZM160 198H158V200H159ZM162 199V198H161ZM160 199V200H161ZM163 199H164V197H163ZM181 199H183V198H181ZM216 199H218V198H216ZM215 199V200H216ZM233 199V198H232ZM235 199V198H234ZM233 199V200H234ZM236 199H238V198H236ZM236 199H235V201H236ZM17 200H19V201H17ZM179 200V199H178ZM232 200V201H233ZM239 200V199H238ZM34 201V200H33ZM162 201H160V202H162ZM227 201H228V199H227ZM16 202H17V204H16ZM42 202H44V204H45V207H44V205H42ZM141 202V201H140ZM159 202V203H160ZM213 202H214V204H213ZM229 202V201H228ZM137 203V202H136ZM143 203H141V204H143ZM225 203V202H224ZM238 203V202H237ZM236 203V204H237ZM240 203L241 202H239L238 204L240 205ZM34 204H33V208H36V207H34ZM170 204V205H169ZM175 204H177V203H175ZM229 204V203H228ZM235 204V205H236ZM173 205V204H172ZM226 205H227V202H226ZM29 206V207H28ZM55 206H53L55 209H53L54 211H56V209L58 208H56ZM67 206V207H66ZM142 206V205H141ZM147 206V207H146ZM148 206H150L151 207V209L148 211V209H146V208H148ZM176 206V205H175ZM233 206H234V204H233ZM172 207V206H171ZM229 207H230V205H229ZM236 207V206H235ZM48 209L47 211H48V214L49 215H47V213H45V209ZM68 208V209H67ZM239 208V207H238ZM24 209L26 210H28V211H24ZM32 209V208H31ZM30 209V210H31ZM8 210H11V213L10 212H8ZM33 210V209H32ZM52 210V209H51ZM125 210V209H124ZM147 210V211H146ZM239 210V209H238ZM62 211L64 212V210L62 209ZM121 211V210H120ZM30 212V211H29ZM32 212V211H31ZM169 214H171L169 211H167ZM222 212H225V213H223L222 215H221V213ZM121 213V212H120ZM124 213H122V214H124ZM167 213V214H168ZM56 214V213H55ZM58 214V213H57ZM68 214V213H67ZM66 213H65V215H67ZM84 214H86L85 216H86V218H85V220H83V221H80V218L82 217V216H84ZM159 214V215H158ZM69 215V214H68ZM158 215V216H157ZM218 215V216H217ZM220 215V216H219ZM165 216V215H164ZM256 216V215H255ZM157 217V218H156ZM170 218L172 217V215H170L169 216ZM165 218V217H164ZM167 218H168V216H167ZM233 218V217H232ZM256 218V217H255ZM120 219H122V217L120 218ZM154 219H156V220H154ZM253 219V218H252ZM103 220H104V218H103ZM110 220H113V219H110ZM110 220L108 221V222H110ZM116 221H117V219H115ZM166 220V219H165ZM170 220V219H169ZM226 220V219H225ZM255 220V219H254ZM116 221H115V223H116ZM168 221V220H167ZM248 221V220H247ZM161 222V221H160ZM170 222V221H169ZM168 222V223H169ZM175 222V224L176 225H178L177 223ZM198 222H200L199 224H198ZM22 223H26V225L28 226L29 225V228H27V230L28 231H26V229H24V227H21L20 225L22 224ZM50 224L51 223V230L50 229H46L47 231L45 232L44 231V229L45 228H43L44 227V225L46 226L47 224ZM189 223V224H190ZM114 224V223H113ZM112 224V225H113ZM169 224H171V223H169ZM168 224V225H169ZM172 224H174L173 222H172ZM180 224V223H179ZM210 224V223H209ZM117 225V224H116ZM159 225V226H158ZM219 225V224H218ZM218 225L216 226L217 228H219L218 227ZM222 225H224V224H222ZM23 226V225H22ZM50 226V225H49ZM167 226V225H166ZM186 226V225H185ZM184 226V227H185ZM190 226V225H189ZM206 226H208V225H206ZM205 226V228L206 229H208L207 227ZM213 226H215V225H213ZM232 227H233V225H231ZM235 226V225H234ZM115 227H117V226H115ZM114 227V228H115ZM122 228L120 229V228H118V231H123V232H126L125 230H129V229H127L128 227H125V224H124V226L122 225L121 226ZM169 227V226H168ZM177 227V226H176ZM176 227H175V229H176ZM178 227H179V225H178ZM178 227H177V229H178ZM187 227H188V224H187ZM186 227V228H187ZM211 227V226H210ZM209 227V228H210ZM221 227V226H220ZM223 227V226H222ZM240 227V226H239ZM238 226H236V227H234V228H232L233 230V232H231V235L229 236V238L227 239V237H226V239L225 240H223V239H220V237L221 236H218V237H214V239L212 240L211 239V241H212V243H213V248L216 250L215 251V254H216V256L219 254L220 256H221V258L223 259V260H220L219 261V259H217V257L216 256H213V255H210V254H207V251H205V249H199V247H195V249H194V246L196 245H193L192 247H183V248H181L180 246H182V245H180L179 246V248L180 249H178V247H177V245L176 244H173V241L172 242H167V240L166 239H163L164 240V242L162 243V241H161V244H162V246L160 247L159 246V248H157V247H155V246H152V247H149V248H147L146 246H151V245H148L149 244V242H148V244L146 245V246H144V248L146 247V251H144V250H142L141 249V246H139V244H138V247L136 246V244L137 243H142V241L140 242H135V244L133 243V241H131L134 245H135V247H137V248H140L141 250H137L136 248H131V250L127 247V245H126V247L130 250V251H128V253H126V255H123L124 254V252L125 251H122L123 252V254H122V252H120V250H119V252L118 251H115V252H118L116 255L114 254V258H113V260H108L107 262L109 263V264H223L224 263V261H226L227 259V257H229V254H230V252H231V250H232V248L236 245V243H238V241L236 240V238L239 236V231H240V228H239ZM243 227V226H242ZM252 227V226H251ZM250 227V228H251ZM42 228H43V231H41L42 230ZM138 228V229H137ZM166 228V227H165ZM171 228H173V227H171ZM168 229V230H173V229ZM180 228V227H179ZM182 228V227H181ZM212 228V229H211ZM210 229H211V231H210V233L212 232V231H214V232H216V231H218V230H213V227H211ZM217 228H215L214 227V229H217ZM246 228H249V227H247L246 226ZM157 229V230H156ZM174 229V231H176V232H178L177 231V229L175 230ZM183 229V228H182ZM206 229H204V230H206ZM222 229V228H221ZM225 229V228H224ZM242 229V228H241ZM84 229H82V231H83ZM91 230V231H90ZM161 230V231H160ZM178 230H180L181 231V229H178ZM185 230V229H184ZM184 230H183V232H184ZM188 230V229H187ZM243 230H244V228H243ZM243 230H241V231H243ZM248 230V229H247ZM256 230V229H255ZM255 230H253L254 232H252L251 231V229H250V231H251V234H250V232H249V236L247 237V240H246V244L247 245H252V247H254V248H256L257 250H262L263 252L262 253H264V237H261V236H259L258 235V232L256 231V233H255ZM85 231V230H84ZM90 231V232H89ZM92 231V232H93ZM95 231L93 232V233H95ZM120 231V232H121ZM186 231V230H185ZM223 231V230H222ZM86 232V233H87ZM114 232H115V230H114ZM114 232H111V233H114ZM122 232V233H123ZM160 232V233H159ZM164 232V231H163ZM167 232V234L169 233V234H174L175 232H173V231H166ZM192 232V231H191ZM196 232H198V231H196ZM219 232H221L220 230H219ZM219 232H218V234H219ZM246 232V231H245ZM260 232V231H259ZM263 232V231H262ZM262 232H260L261 233V235H263L262 234ZM79 233H81L82 234V232H79ZM87 233V234H88ZM105 233H107V232H105ZM116 234H122V233H119V232H115ZM165 233V232H164ZM188 233H189V231H188ZM200 233V231L198 232V234ZM213 233V232H212ZM243 233V232H242ZM247 233V232H246ZM44 234H47V236H49V237H46V236H44V237H41L42 235H44ZM91 234V233H90ZM89 234V235H90ZM96 234V233H95ZM95 234H93V235H95ZM115 234V235H116ZM152 234H154V235H152ZM168 234V235H169ZM182 234V233H181ZM184 234V233H183ZM193 234H194V232H193ZM192 234V235H193ZM201 235L203 234V232L202 233H200ZM217 233H216V235H218ZM221 234V233H220ZM219 234V235H220ZM226 234V233H225ZM230 234V233H229ZM82 235H84V234H82ZM97 235V234H96ZM98 235H100V234H98ZM98 235H97V237H98ZM105 235V234H104ZM111 235V234H110ZM113 235V234H112ZM122 235H124V233L122 234ZM146 235V236H145ZM162 237H161V236ZM175 235H176V233H175ZM201 235H199V238H200V236ZM242 235H244V234H242ZM75 236H77V237H75ZM101 236V235H100ZM103 236V235H102ZM118 236V235H117ZM121 236V235H120ZM126 236H125V238H126ZM142 236V235H141ZM140 236V237H141ZM166 236V235H165ZM164 236V237H165ZM178 236V235H177ZM183 236V235H182ZM203 236H204V234H203ZM119 237V236H118ZM135 237V238H134ZM172 237H174V235L172 236ZM184 237H186V236H183V238ZM189 237V236H188ZM209 237V236H208ZM212 237V238H213ZM22 238V239H23ZM101 238H103V237H101ZM121 238V237H120ZM119 238V239H120ZM123 238V237H122ZM130 238H128V239H130ZM146 238H148L149 240H146ZM171 238V237H170ZM181 238V237H180ZM190 238V237H189ZM222 238V237H221ZM224 238V237H223ZM21 239V240H22ZM167 239H168V237H167ZM187 239V238H186ZM201 239V238H200ZM203 239V238H202ZM208 239V238H207ZM239 239V238H238ZM21 240H17V241H21ZM123 240V239H122ZM146 240V241H145ZM159 240V239H158ZM169 240H171V239H169ZM185 240V239H184ZM189 240V239H188ZM187 240V241H188ZM191 240H193V239H191ZM198 239L197 238H195L194 239V241H197ZM210 240V239H209ZM102 241V240H101ZM104 241V240H103ZM130 241V240H129ZM198 241H200V240H198ZM105 242H106V240H105ZM123 242V241H122ZM121 242V243H122ZM144 242L142 243L143 245H144ZM154 242V241H153ZM189 242V241H188ZM103 243V242H102ZM120 242L118 243V244H120V245H122ZM131 243V244H132ZM160 243V242H159ZM175 243V242H174ZM179 243V242H178ZM201 243V242H200ZM19 244H20V242H19ZM21 245V246H24V245ZM101 244V243H100ZM131 244H129L130 246H132ZM141 244V245H142ZM155 244V243H154ZM157 244H158V242H157ZM194 244V243H193ZM209 244V243H208ZM13 245V244H12ZM11 245V246H12ZM103 245V244H102ZM101 245V246H102ZM104 245H105V243H104ZM114 246H115V248H113V249H116V247H117V243L115 244V242H114V244H113ZM124 245V244H123ZM122 245V246H123ZM143 245H142V247H143ZM153 245V244H152ZM199 245V244H198ZM15 246V245H14ZM98 246V247H97ZM100 246V247H101ZM108 246V245H107ZM111 246V245H110ZM109 246V247H110ZM129 246V247H130ZM202 246V245H201ZM211 246V245H210ZM97 247V248H96ZM119 247H121V246H119ZM134 247V246H133ZM13 248V247H12ZM24 248H25V246H24ZM96 248V249H95ZM108 249V247H105L104 246V248L103 249H105V250H107ZM124 248V246L122 247V249ZM127 248H126V250H127ZM143 248V249H144ZM211 248V247H210ZM14 249V248H13ZM17 249V248H16ZM23 249V248H22ZM110 249V248H109ZM119 249V248H118ZM118 249H116V250H118ZM121 249V248H120ZM213 249V250H214ZM238 249V248H237ZM253 249V248H252ZM255 249V250H256ZM24 250V249H23ZM124 250H125V248H124ZM208 250V249H207ZM77 251H82V255L81 254H79V253H76V255H81V258L83 257V252H87L88 254H86V252H85V255H87L86 256V260L87 261H85V259H84V262H83V259H82V261H80L79 259H77V260H75V262L73 261V262H71L70 261V259H73V258H71L72 256H73V253H75V252H77ZM91 251H93V252H91ZM97 251V250H96ZM101 251V250H100ZM103 251V250H102ZM114 251V250H113ZM210 251V250H209ZM34 252V253H33ZM90 252V253H89ZM98 252L99 251H97V254H98ZM105 252V251H104ZM103 252V253H104ZM108 252V251H107ZM249 252H251V251H249ZM252 252H254V250H252ZM256 252V251H255ZM260 252V251H259ZM106 253V252H105ZM209 253H211V252H209ZM218 253V254H217ZM232 253V252H231ZM20 254V255H19ZM22 254V255H21ZM89 254H91V255H89ZM94 254H96V252H94ZM97 254H96V256H97ZM100 254V253H99ZM93 256V255H92ZM101 255H98V257H100ZM220 256H218L219 258H220ZM74 257V256H73ZM104 257H108V254L107 255H105ZM112 257H113V255H112ZM78 258H80V257H78ZM96 259H98L97 257H95ZM95 258H93V259H95ZM111 257H109V259H110ZM74 259H76V258H74ZM94 260V264H105V263H103L101 260H103L104 258H100V260ZM108 259V258H107ZM104 261H106V260H104ZM241 261V260H240ZM228 262V261H227ZM226 262V263H227ZM93 263V262H92ZM107 263V264H108ZM225 263V264H226ZM242 264V263H241Z\"/></svg>", "mask_w": 264, "mask_h": 264}]
</instances>
